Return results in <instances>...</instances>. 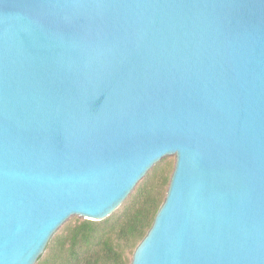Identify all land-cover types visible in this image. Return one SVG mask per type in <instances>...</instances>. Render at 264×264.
Returning a JSON list of instances; mask_svg holds the SVG:
<instances>
[{
  "label": "water",
  "instance_id": "95a60500",
  "mask_svg": "<svg viewBox=\"0 0 264 264\" xmlns=\"http://www.w3.org/2000/svg\"><path fill=\"white\" fill-rule=\"evenodd\" d=\"M168 156L131 264H264V0H0V264Z\"/></svg>",
  "mask_w": 264,
  "mask_h": 264
},
{
  "label": "trees",
  "instance_id": "16d2710c",
  "mask_svg": "<svg viewBox=\"0 0 264 264\" xmlns=\"http://www.w3.org/2000/svg\"><path fill=\"white\" fill-rule=\"evenodd\" d=\"M173 170L171 163L161 160L104 220L66 222L36 264H131L164 202Z\"/></svg>",
  "mask_w": 264,
  "mask_h": 264
},
{
  "label": "rangeland",
  "instance_id": "374dc122",
  "mask_svg": "<svg viewBox=\"0 0 264 264\" xmlns=\"http://www.w3.org/2000/svg\"><path fill=\"white\" fill-rule=\"evenodd\" d=\"M162 160H165L166 162L171 163V164L173 165V167L175 166V161H176L175 156H168V157L163 158ZM75 218H78V217H72V218L69 219L68 221H70V220H72V219H75ZM68 221H67V222H68Z\"/></svg>",
  "mask_w": 264,
  "mask_h": 264
}]
</instances>
